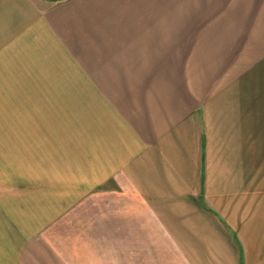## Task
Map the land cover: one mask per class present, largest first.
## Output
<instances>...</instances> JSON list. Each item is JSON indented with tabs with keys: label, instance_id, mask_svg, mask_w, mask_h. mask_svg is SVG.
<instances>
[{
	"label": "crops",
	"instance_id": "1",
	"mask_svg": "<svg viewBox=\"0 0 264 264\" xmlns=\"http://www.w3.org/2000/svg\"><path fill=\"white\" fill-rule=\"evenodd\" d=\"M154 1L0 0V264H264V0Z\"/></svg>",
	"mask_w": 264,
	"mask_h": 264
},
{
	"label": "rangeland",
	"instance_id": "2",
	"mask_svg": "<svg viewBox=\"0 0 264 264\" xmlns=\"http://www.w3.org/2000/svg\"><path fill=\"white\" fill-rule=\"evenodd\" d=\"M226 2L228 3L229 0H170L166 15L163 17L153 16L155 23H149L145 27H161L157 24L164 20L169 23L171 30H174L171 35L177 34L176 27H217L216 23L221 25L224 22L225 16L222 15ZM154 3L158 8H161L160 4L166 3V0L163 2L154 1ZM146 18V16L137 17L140 26H144Z\"/></svg>",
	"mask_w": 264,
	"mask_h": 264
}]
</instances>
